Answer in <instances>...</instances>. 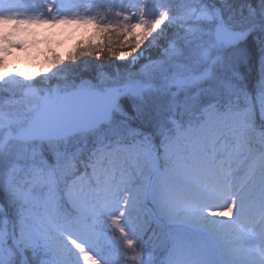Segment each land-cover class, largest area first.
Wrapping results in <instances>:
<instances>
[{"label": "snow or ice", "instance_id": "obj_1", "mask_svg": "<svg viewBox=\"0 0 264 264\" xmlns=\"http://www.w3.org/2000/svg\"><path fill=\"white\" fill-rule=\"evenodd\" d=\"M0 264H264V0H0Z\"/></svg>", "mask_w": 264, "mask_h": 264}, {"label": "rangeland", "instance_id": "obj_2", "mask_svg": "<svg viewBox=\"0 0 264 264\" xmlns=\"http://www.w3.org/2000/svg\"><path fill=\"white\" fill-rule=\"evenodd\" d=\"M90 28H73V27H46L36 26L25 39L28 41L27 49H21L14 52L8 61V71H24L28 73H42L46 68L41 60L48 50V47L61 59L71 52L74 37L78 33H90ZM40 78V77H38Z\"/></svg>", "mask_w": 264, "mask_h": 264}, {"label": "trees", "instance_id": "obj_3", "mask_svg": "<svg viewBox=\"0 0 264 264\" xmlns=\"http://www.w3.org/2000/svg\"><path fill=\"white\" fill-rule=\"evenodd\" d=\"M91 31V32H90ZM90 33H78L77 36L74 37L72 47H71V52L68 53L65 57V59H61L58 55H56L53 51L50 50L48 47L47 52L45 55L42 57V61L45 64L46 68L50 65L51 61L53 59L63 61V63L60 65V67L64 68H74L76 65L81 64L83 60H88L91 62V64L96 65V64H103V65H120V70H124V65L127 63L126 60H121L118 59L119 53L114 55L113 57L109 58L107 51L105 50V53L101 56L100 59H96L95 56H90V57H78L75 63L71 61L70 59H66L68 57H71L73 54L76 53L78 50V45H82V42L87 41L90 37L93 36V30L90 28ZM95 42L99 43V40H96ZM117 69L115 67L111 68L110 71L115 72ZM72 75V74H69ZM39 79V78H38ZM55 82V81H54Z\"/></svg>", "mask_w": 264, "mask_h": 264}]
</instances>
